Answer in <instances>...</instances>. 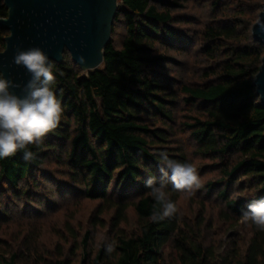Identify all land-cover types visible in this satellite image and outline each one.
<instances>
[{
  "label": "trees",
  "instance_id": "1",
  "mask_svg": "<svg viewBox=\"0 0 264 264\" xmlns=\"http://www.w3.org/2000/svg\"><path fill=\"white\" fill-rule=\"evenodd\" d=\"M261 4L210 0L208 20L189 34L175 24L191 23L175 14L185 7L181 0H120L112 27L113 34L121 23L120 42L111 34L98 69L83 72L67 53L53 62L60 124L39 147L30 146L33 160H24L22 152L0 159V196L30 198L31 187L54 181L46 164L55 160L69 174L68 188L99 201L92 225L101 223L98 214L113 209L115 251L107 254L104 242L92 252L86 231L78 258L73 247L67 256L59 250H1L0 264H264V231L251 222H244L246 239L223 248L207 243L201 231L210 224L203 218L187 224L176 215L152 222L154 201L144 183L149 177L161 182L158 153L166 151L181 162L193 156L214 171L202 187L223 205L219 217L230 228L243 221L250 202L264 198V106L253 85L264 48L251 36ZM6 15L0 0V17ZM6 34L0 28V50ZM176 131L188 141L173 145ZM166 184L177 203L179 192ZM129 206L137 227L125 234L119 224Z\"/></svg>",
  "mask_w": 264,
  "mask_h": 264
},
{
  "label": "rangeland",
  "instance_id": "2",
  "mask_svg": "<svg viewBox=\"0 0 264 264\" xmlns=\"http://www.w3.org/2000/svg\"><path fill=\"white\" fill-rule=\"evenodd\" d=\"M181 1L185 7L175 14L180 20H190L191 23L185 25L182 22L180 24L175 22V24L180 27L186 26L190 34L194 27L208 20L210 0ZM118 6H121L120 2ZM121 31L122 26L118 21L112 34L115 44L120 42ZM83 72L87 71L83 70ZM178 127V124L174 125L175 129ZM175 133L172 137L173 145L188 141L184 133L178 131ZM190 163L197 167L202 185L215 176L214 171L205 166L204 161H199L192 156ZM46 170L54 181L44 180L38 189L31 187L34 195L30 198L18 199L9 193L0 196V251L24 253L35 251L56 255L59 250L63 256H67L70 254V248L73 247L74 255L78 258L82 250L80 239L86 231H89L88 246L92 252H95L101 243L110 242L114 236V231L110 227L113 209L98 214L97 218L101 223L92 225L95 208L99 201L85 197L72 187L68 188L69 174L66 168L55 160L46 164ZM76 188L78 189L77 186ZM38 194H41L43 199H40ZM231 194L238 193L232 191ZM176 204L180 221L191 224L203 218L204 222L210 224L201 231L202 235L207 236V243L214 241V244L220 243L223 248L231 240L237 239L240 243V239L247 238L245 235L248 230L244 221H239L234 228H230L228 222L222 221L219 217V210L223 205L215 199L214 195L207 194L203 187L191 195L179 193ZM136 227L137 218L133 208L129 206L126 209L125 220L119 224V228L125 234H130ZM163 249L164 257L167 260L171 259L173 256L170 255L169 248L165 246Z\"/></svg>",
  "mask_w": 264,
  "mask_h": 264
},
{
  "label": "clouds",
  "instance_id": "3",
  "mask_svg": "<svg viewBox=\"0 0 264 264\" xmlns=\"http://www.w3.org/2000/svg\"><path fill=\"white\" fill-rule=\"evenodd\" d=\"M256 26L264 33V19H257ZM12 63L23 67L29 79L21 85L0 73V159L22 152L23 159L30 161L35 158L30 146L39 147L43 138L59 126L63 107L52 87L56 81L53 62L43 49H18ZM13 89H20V93ZM158 156L161 182L157 184L155 177L144 181L154 201L152 222L172 218L178 213L176 202L167 190V181L175 191L187 195L202 187L193 163L172 159L166 151L159 152ZM241 219L264 231V198L250 202L242 210ZM105 251L111 255L115 242H105Z\"/></svg>",
  "mask_w": 264,
  "mask_h": 264
},
{
  "label": "water",
  "instance_id": "4",
  "mask_svg": "<svg viewBox=\"0 0 264 264\" xmlns=\"http://www.w3.org/2000/svg\"><path fill=\"white\" fill-rule=\"evenodd\" d=\"M120 0H3L7 15L0 28L7 31L0 50V73L23 85L29 79L23 67L12 63L18 49L40 47L52 62L65 53L82 70L98 69L109 43ZM257 19H264V0ZM251 26L252 38L264 48V33ZM255 94L264 106V52L253 78ZM20 93V89H13Z\"/></svg>",
  "mask_w": 264,
  "mask_h": 264
}]
</instances>
